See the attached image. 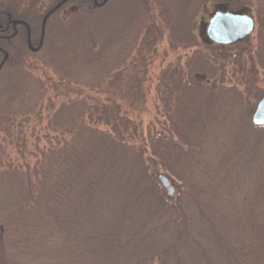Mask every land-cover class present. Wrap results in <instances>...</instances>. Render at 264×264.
Segmentation results:
<instances>
[{
  "label": "trees",
  "instance_id": "16d2710c",
  "mask_svg": "<svg viewBox=\"0 0 264 264\" xmlns=\"http://www.w3.org/2000/svg\"><path fill=\"white\" fill-rule=\"evenodd\" d=\"M29 1L20 0L27 9L23 6L19 14L14 13L18 4L10 7L5 2L6 8L0 7V80L4 78L0 96L5 95L0 104H16L19 88L33 84L34 75L24 70L25 56L41 60L44 54L47 65H56L55 81L37 78L38 90H33L37 101L30 107V115L36 116V110L44 106L50 112L59 104L61 121L66 125L54 138L56 145L48 150L44 163L39 164L40 172H34L38 197L34 196L33 183L28 182L27 194L18 197L11 208L15 209L11 219L18 213L21 227H37L40 221H48L33 207L41 203L38 207L45 210L50 204L64 203L65 224L85 226L95 213L98 199L107 191L106 196L116 205L114 218H100L99 231L89 241L91 255L85 264H264V126L252 124L256 105L247 108L248 96H244V105L234 85L224 84L230 76L226 77L224 63L233 56L215 44L222 60L208 46L206 52L202 51L193 41L191 28L187 32L189 25L193 27L198 8L193 1L197 0H164V6L161 0H67L43 25L47 11L62 0H51L44 15L35 7L40 0ZM122 3L126 6H122L121 19L112 20L110 14L101 17V10L108 5ZM160 7L167 15L164 22ZM65 8L69 9L67 16L61 18ZM239 11L242 9L235 13ZM256 11V23L262 30L242 42H252L254 61L250 70L256 83L259 79L264 83V7ZM78 18L82 19L80 24ZM13 20L27 23L29 32L23 27L14 29ZM71 22L70 31L60 35L68 31L66 26ZM165 30L181 49L197 48L196 58L203 63L196 65L191 58L187 64L168 65L160 71L154 92L162 120L158 128L147 127L144 133L138 119L149 87L144 80L128 83L127 76L146 70L144 64L151 56L138 59L141 46L154 47ZM41 34L40 53L33 54L27 42L39 41ZM54 37L59 50L51 46ZM245 52L249 56V47ZM14 69L16 78H8L6 71ZM92 71L97 76L104 73L105 79L84 86L80 75ZM141 73V77L146 76L145 71ZM86 76L92 78L87 79L90 82L96 79ZM204 78L207 83H203ZM125 87L128 98L115 99ZM103 94L108 96L100 102L96 96ZM233 115L240 134L230 151L210 137L212 128ZM208 140L209 149L204 143ZM246 151L249 187L236 200L237 209L233 204L219 211L218 190L226 187L231 176L227 174L231 169L234 172ZM159 174L179 183L174 198L165 195L156 180ZM189 201L195 205L204 239L190 235L186 214ZM10 238L6 223L0 221V264H9L6 254ZM143 246L148 247L150 256L134 255L144 250Z\"/></svg>",
  "mask_w": 264,
  "mask_h": 264
},
{
  "label": "rangeland",
  "instance_id": "374dc122",
  "mask_svg": "<svg viewBox=\"0 0 264 264\" xmlns=\"http://www.w3.org/2000/svg\"><path fill=\"white\" fill-rule=\"evenodd\" d=\"M9 1L0 0V7L5 9V2H7L10 7L12 4H18L19 7H17L16 12H14L16 14L21 13L20 11L24 9V7H27L26 4L24 6L20 0H17L16 2H13V0ZM31 1L33 0H30L29 3ZM161 1L164 2L161 3V6H164L163 4H166V2L164 0ZM114 2L118 3L117 0ZM263 2L264 0L193 1V5H198V8L196 9L195 20L192 21L193 27L189 25L187 27V32H189L191 28L193 41L195 44L197 43V45H199L198 48L206 52V46H208L216 53L218 56L217 58L222 60L221 51L214 48V44L206 37V27L211 17L216 12L228 11L235 13L236 11L242 9L239 13L242 12V14L248 15L255 20L253 32L250 34L253 39V37L257 35L258 30H262V27H260L258 22L256 23V13H259L256 10L258 9V11H261L263 9ZM50 3L51 0H40L35 7L41 15H44V12L47 11V6L50 5ZM122 6L125 7L126 4H110L106 7V9H103V11L101 10L100 15L101 17L107 18L106 15L110 14V19L112 20L121 19L120 14L123 11ZM68 8H71V4L68 5ZM68 8H65V10L61 12V18L67 16V11H69ZM160 9L162 10L160 19H163L164 22L167 15H165L163 7H160ZM77 21L80 24L82 19L78 18ZM73 23L71 22L68 24L66 26L67 29L69 28L68 31L62 32L60 35H66L72 27H70V25ZM51 39V46L58 49V39L55 37ZM242 41L234 42L228 46H223L224 49L222 50H224L227 55L233 56L231 57V60L224 63L226 77L228 74L230 75L228 79H224V84L228 85V83H232L234 85V90L237 92L236 94L242 95V100H244L245 95L248 96L247 108L249 109L253 103L255 105L257 104L259 97L261 98L263 96L264 83L263 80L259 82L260 79L258 80V83H256L257 78H255L254 72H251L250 70V68L252 69V63L254 61L250 52L252 50V42H249L248 44L243 43ZM34 43H38V40ZM136 47L134 50H136ZM141 47V56L139 55L138 59H141L143 55L151 56L148 62L144 64L146 70L142 68L139 72L137 71L138 74L136 75L135 72H130L127 76V81L128 83L137 84L139 80H144L143 84L149 87V92H146L145 108L140 113L141 115L138 119L141 123V128L145 133L147 127L158 128L159 122L162 120L158 108V106L160 107L159 101L158 99L156 100L154 92V87L157 83V77L159 76L160 71L165 69L168 65L172 66L177 63H181L180 65L187 64L191 58L194 59L193 61L196 65H201L203 60L196 58L198 57L196 54L197 48L182 47L181 49L180 45H175L172 38L169 37L167 30H165L164 35L159 42H156L154 47L149 45H143ZM247 47H249V56L245 52ZM43 56L44 54H42V57L40 58L41 60H36L35 57L32 56H25L27 59L24 60V63H26L24 70L32 73V76L34 75L33 84L30 88L26 86H21V89L19 88L18 96L14 97V99L17 100L16 104H10L8 107H3L2 104H0V221L6 223V226L11 234L10 243L7 244L6 260L9 264H57V262L60 264H85L84 262L88 260L89 253L91 252V245L89 246V241L92 239V234L99 231L98 227L100 228L99 224H101L100 218L108 221L111 218H114L116 205L110 196H106L107 191L102 194L103 198L100 200L98 199L99 202L95 205V213H93V216L90 219L91 221L89 220L85 226L83 224H77L70 227L65 224L64 216L66 214V206L64 203H58V205L50 204L45 210L38 207L39 205H42L41 203L33 207V209L39 210L40 214L44 215L48 221L46 224H44L45 222L43 223L40 221L36 225L37 227H21L18 224V213H15L16 215L11 219V216H13L11 213L15 210H11V208H13L16 204L18 197L20 198L21 196L27 194V191L29 190L28 182L33 183L32 189L34 196L37 195L38 197V181L34 172L36 170L40 172L39 164L44 163V158L47 156L48 150L52 147V145H56L54 138L57 137L66 125L63 121H61L63 113L59 111V104H56L54 109L50 112L46 110L44 106V109L39 108V111L36 110V116L34 114L30 115L29 109L31 106L33 107L37 101V97L33 93L34 88L35 90H38L39 84L37 83V78L44 81L46 77H48L52 78V82L55 81L56 65H47L48 62L46 61L45 63ZM42 64L45 65L46 68H44ZM41 66L43 67L42 69ZM30 69H32V71ZM132 70L133 69L130 71ZM142 71L146 72V76L141 77ZM16 73V69L11 71L8 70L5 75L8 78H16ZM95 74L96 71L86 74L96 78L91 82L87 79L92 78H87L85 74L80 75L82 77V82L80 83L87 86L97 82L99 83V81L102 82V80L105 79L104 73L100 76ZM218 75H220L219 72ZM206 79L207 78H204L202 80L203 83H207L205 81ZM2 80H0V82ZM125 90L126 87L121 94L116 96L115 99L123 101L128 98L129 94ZM130 94L133 97L135 95L137 96L136 93ZM107 96L108 94H103L96 96V98L99 99L100 102H103L106 100L105 98ZM4 98L5 95L0 96V101L3 102ZM245 102L246 101L244 100V105ZM43 105H45V102H43ZM77 108H79L78 105ZM105 111L110 112V110L107 109ZM234 117L235 115L232 117L228 116L226 122L220 123L216 128H212L210 137V139L215 138L218 143L223 144L226 148L228 147L230 151H233L236 146V142H239L238 137L240 134L238 131L239 127L233 123ZM204 143L205 146H207L205 148H211V142L209 140ZM243 155V159L239 164H237L234 172L231 169L227 174V177L231 176L226 182V187H224L222 191L221 189L218 190L220 191L218 193L219 200L217 202L218 205L217 203L216 205L219 208V211L227 210L233 204L235 209H237L235 203L236 200L244 195L245 191L249 187V151L244 152ZM156 180H158L157 177ZM170 183L174 189V194L171 197L174 198V196H176L175 192L177 194V187L179 183L174 182L173 180H170ZM160 186L162 187L161 184ZM162 189L164 190L165 195H167L166 189L163 187ZM188 203L186 214L190 235L196 238L204 239L205 236L201 234L200 225L196 217L195 205L191 201ZM163 241L160 243H163ZM85 244H87V246L84 247ZM162 247H164V244ZM142 249L141 252L137 251L139 253L135 252L134 255H137L139 258L149 257L150 253L147 252L149 251L148 247L146 246L144 248L143 246Z\"/></svg>",
  "mask_w": 264,
  "mask_h": 264
},
{
  "label": "water",
  "instance_id": "95a60500",
  "mask_svg": "<svg viewBox=\"0 0 264 264\" xmlns=\"http://www.w3.org/2000/svg\"><path fill=\"white\" fill-rule=\"evenodd\" d=\"M65 1H62L54 9H58ZM19 21L13 22L14 25ZM254 29V21L248 15L234 14L230 12H216L209 21L206 28V37L210 42L217 45H229L250 36ZM41 44L34 49L38 51ZM251 122L254 126H264V95L258 101L255 110L251 116ZM158 180L166 189V194L171 197L174 189L167 177L159 174Z\"/></svg>",
  "mask_w": 264,
  "mask_h": 264
},
{
  "label": "flooded vegetation",
  "instance_id": "af4514ba",
  "mask_svg": "<svg viewBox=\"0 0 264 264\" xmlns=\"http://www.w3.org/2000/svg\"><path fill=\"white\" fill-rule=\"evenodd\" d=\"M56 5H57V4H56ZM56 5H54L53 7H55ZM53 7H52V8H53ZM50 10H51V9H50ZM19 21H20V22L17 23L16 25L13 24L14 20L11 21V26H12L14 29H16V28H18V27H23V28H25V31L28 33V32H29V31H28V30H29L28 24L25 23L24 21H21V20H19ZM14 31H15V30H14ZM41 35H42V34H41ZM41 41H42V45H43L42 36L40 37L38 43H31V42L28 40V42H27L28 49H29L31 52H33V53H39L40 50L34 52V49H36V48L39 46V44L41 43Z\"/></svg>",
  "mask_w": 264,
  "mask_h": 264
}]
</instances>
